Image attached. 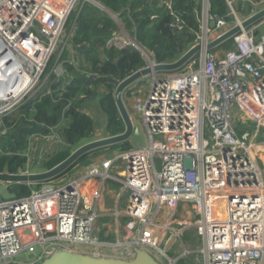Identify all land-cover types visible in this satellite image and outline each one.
<instances>
[{
    "label": "built area",
    "instance_id": "2783aa9c",
    "mask_svg": "<svg viewBox=\"0 0 264 264\" xmlns=\"http://www.w3.org/2000/svg\"><path fill=\"white\" fill-rule=\"evenodd\" d=\"M80 1L0 0V156L8 154L2 138L18 126L2 119L36 93L51 94L50 77L59 98L68 84L63 60L43 73L59 43L64 50L72 31L63 41L61 35ZM159 1L172 17L169 27L182 31L186 24L173 0ZM198 1L199 30L188 49H203L176 72L145 76V92L138 89L142 77L130 93L128 110L145 146L128 141V149L93 160L76 178L0 198V264H35L57 250L129 260L138 249L161 264H264V172L257 159L264 153V31L257 36L252 26L222 53L206 50L242 20L233 0L221 17L209 13L208 0ZM113 45L142 52L122 30L106 43ZM47 134L33 136L59 138ZM34 163L12 173L33 172ZM108 181L120 183L109 210L103 204ZM103 219L108 223L100 226Z\"/></svg>",
    "mask_w": 264,
    "mask_h": 264
},
{
    "label": "trees",
    "instance_id": "16d2710c",
    "mask_svg": "<svg viewBox=\"0 0 264 264\" xmlns=\"http://www.w3.org/2000/svg\"><path fill=\"white\" fill-rule=\"evenodd\" d=\"M102 1L103 0H101V2ZM155 2L156 3H154L153 0H105V2L102 3L109 8L113 14H119V17L123 20L124 30L127 33L130 32V36L138 46L145 49L147 47H145L144 44H149L150 47L154 48L148 50L152 52V58L155 62H169L177 59L193 42L195 32L199 30L198 16L201 9L200 1L173 0L174 9L181 13L186 24L185 28L180 32H175L169 27L172 17L162 8L160 2H158V4L157 1ZM208 3L209 13L211 15L221 17L228 13L227 0H208ZM152 5H154V7ZM88 10H92L89 5H82L75 21L77 22L76 29L71 33L69 42L78 50L82 44H85V52L87 58H89V61L93 65V72L95 75L80 73L78 78L66 85L61 97H58L56 103L53 102L52 97L57 96L54 91L57 90L58 83L53 79L50 84V90L53 92L43 96V105L47 110L42 109L40 106L43 105L39 104V101L34 100H29L21 106L19 110L34 114V118L30 122L31 127L24 129L20 139L10 135L4 136L2 138L3 141L6 137L12 139L7 145L4 144L5 146L11 145L14 142L19 148L18 150L22 151L25 145L21 143V141L25 134H47L50 131V125L47 124L49 122L53 124L57 120V118L50 115L55 106H68L65 116L68 119V124L64 127L63 139L65 144L72 146L78 138H83L87 135L92 126V119L88 115L78 111L75 106L69 103L71 102L70 100L75 98L78 94L81 95V99L76 101V103H80L83 99L92 95V86L98 88L104 87L107 89V93L103 95L100 102L101 105H103V110L107 114L113 115L115 118L117 109L112 98L113 90L119 81L143 67L144 60L139 51L131 45L119 49L118 51L110 49L112 47H107V41L117 29L115 22H113L110 16H108V20L104 19L105 17L91 18L90 15H88L89 13L86 12ZM88 21L92 23L95 22V24H89ZM101 21L103 24H99ZM148 36L153 37L151 42L148 41ZM100 47H102L103 51H106L105 55L103 54L102 57H100L98 53ZM21 120H23V118H20L17 122L14 121V123H11L8 121L7 117L2 119L3 124L7 127H16L20 124ZM111 120L113 123L115 122V119ZM120 124V130H123L121 120ZM115 146L128 149L130 144L125 142ZM113 147L114 146H112V148ZM109 148L103 150L106 151ZM24 162L25 158L19 154H13L11 156L3 155L0 156V170L3 169L5 164H8L9 170L13 172L18 167L22 166ZM35 186L37 185H19L17 187L19 191H17L16 194H27L30 189ZM13 188L15 190V187Z\"/></svg>",
    "mask_w": 264,
    "mask_h": 264
},
{
    "label": "rangeland",
    "instance_id": "374dc122",
    "mask_svg": "<svg viewBox=\"0 0 264 264\" xmlns=\"http://www.w3.org/2000/svg\"><path fill=\"white\" fill-rule=\"evenodd\" d=\"M102 2H105V0H103ZM101 2V0H81L77 5H89L91 7L92 10H88L86 12H88L90 15V17L92 18H97V17H105L104 19L108 20V16H110L112 13L109 8H107L103 3ZM101 5L100 7H96L95 5ZM202 8V5H200ZM79 9V6H76L73 15H71L69 22L66 24V27L64 28L62 35H61V41H63L64 39H66L68 32L72 31L74 32L77 26V22H74L73 20L75 18H77V10ZM199 19H201V9H200V13L198 16ZM74 22V23H73ZM102 22V21H101ZM99 22V24H103V22L101 23ZM113 25V24H112ZM114 27V25H113ZM118 28V26H117ZM120 32V29H116L114 32ZM130 33V32H129ZM127 33L129 36L130 34ZM131 38V37H130ZM211 38V37H210ZM132 39V38H131ZM148 41L151 42L153 40L152 36H148L147 37ZM67 40V39H66ZM69 42H67L64 45V49L63 51H61L62 48V44L59 43L58 47L56 48V50L54 51V55L51 58V60L46 64V68L45 71L43 73L44 76H47L48 72L51 70V68L57 67L58 65H62V58L64 57L65 53H69L71 51L70 49V45L68 44ZM232 44V40H229L227 42H225V44H223L219 49H216L214 52L215 53H222L224 50L228 49L231 47ZM145 49H143L142 47L138 46L142 52H144L145 54H147L152 60V52L149 51L148 49H154L153 47H150L149 44H144ZM119 46L113 45L112 48L110 49H115V51H118ZM135 49H137L141 55V57L144 60V66L146 65L145 62V55L142 54V52L134 47ZM113 51V50H110ZM106 51L101 50V54L103 56V54L105 55ZM100 54V52H99ZM117 55V54H116ZM116 57V56H115ZM177 58V57H176ZM174 61V60H172ZM148 62V61H147ZM171 62V61H169ZM64 65V64H63ZM160 75V74H157ZM53 77H50L47 80V86H49L51 84V82L53 81V79H51ZM148 77L144 78V82H142V84L140 85V87L138 89H140L142 92H145L148 88V82H147ZM46 90V89H45ZM93 94L90 95L89 97L83 99L80 103H76L77 100H79L81 98V95H76V98L73 100H70V105H73L76 107V109L78 111H80L81 113H85L87 114L91 119H92V126L91 129L88 131L87 135L84 136L83 138H78V140L71 146V149H67L65 146H63V144L61 143H56L55 139H60L57 138L55 136H50L48 137V140H44L40 135H36L33 136V134L29 135V134H25L22 137V141L21 143H23L25 145L24 149L22 151H19L16 143L5 146L6 148L8 147V154H6V156H11L14 153H21L24 158H25V162L26 163L27 160H31V161H36L37 157H36V153H37V149L38 147H44L45 142L47 141L48 144L50 145L49 147H47V149L42 148L41 152H44L42 154L43 156V162L39 165L36 166L35 168H33V172H40V171H44L48 168H50L51 166L55 165L56 163H58L59 161L63 160L65 157H67L69 155L70 152H72L74 149L78 148L79 146L92 141V140H96V139H100L103 138L102 135H108L112 136V135H116L119 134L122 130L121 129V124H120V117L118 115V113H115V118L113 115H109L107 114L104 110H103V105H101L100 100L103 98V95L105 93H107V89H105L104 87L98 88V87H93L92 89ZM44 90L42 92H38L33 96V100H37L39 101V104L43 105V96L45 94ZM77 99V100H76ZM125 99V98H124ZM52 100L54 103H56L58 101V96H53ZM76 103V104H75ZM125 103L128 107V105H130V103L128 102L127 99H125ZM42 107V109L47 110V108H45V106H40ZM55 108V109H54ZM53 108V110L51 111V116L57 118L56 122L51 124L48 123L47 125H50V131L52 133L57 134L58 136H60L61 134H63V127L66 126L67 118L66 116V110L68 109V106H55ZM33 113V112H32ZM8 117V121H10L11 123H14V121H18L20 118H23V120H21L22 123L26 124V128L31 127L30 122L31 120L34 118V114H31L30 112H26L24 110H19L14 112L13 114H10ZM111 119H115V122L113 123ZM20 122V123H21ZM112 123V124H110ZM49 131V132H50ZM44 135V134H43ZM47 135H51V133L47 134ZM10 141H12V139L10 137H6L4 139V144L7 145ZM40 145V146H39ZM50 147H52V149H50ZM54 148V149H53ZM119 150H123L122 148H120L119 146H114L113 148H109L106 151L105 150H101L99 152H94V153H90L88 155H86L85 157H83L82 160H80V162H78L73 169H71L66 175L60 177L58 180V182H62L66 179H73L76 178L78 176H80L81 174H83V172L86 170L87 166L93 161V160H100L104 157L107 156H111L114 153L119 152ZM50 153V157H48V154ZM113 171H116V173L120 172V169H114ZM98 180L93 179L91 180V185H95L96 182ZM120 189V183L119 182H112V181H108L105 183V190H104V198H103V204H104V209H111L113 207V203H114V196L115 194L119 191ZM15 193H17V189L14 190ZM124 204V199H122L119 203V207H121ZM104 223H108L107 219H103L102 221L99 222V225H103ZM102 239V238H99ZM189 246V249H193V240H190L187 244ZM190 260H192V258H189ZM188 262H190L189 260H187ZM184 261H178V264H182Z\"/></svg>",
    "mask_w": 264,
    "mask_h": 264
},
{
    "label": "water",
    "instance_id": "95a60500",
    "mask_svg": "<svg viewBox=\"0 0 264 264\" xmlns=\"http://www.w3.org/2000/svg\"><path fill=\"white\" fill-rule=\"evenodd\" d=\"M98 5V4H96ZM264 19V6L257 10L241 21L240 25H235L219 35L216 39L207 43L204 48L206 50L214 51L220 48L225 42L229 41L240 33L242 30H246L261 20ZM203 49V45L196 44L183 52L177 59L171 62L155 63L146 56L148 64L142 67L124 79L119 81L115 86L112 98L114 100L115 107L117 109L120 120L123 124V130L116 135L103 137L100 139L89 141L78 148L74 149L60 162L56 163L52 167L40 171L29 173H12L9 170L8 164H5L3 169L0 170V198L12 199L16 196L14 192V186L19 185H37L42 182L51 181L66 175L83 157L90 153L99 152L103 149L120 145L122 143L132 141L135 144L144 147L145 139L141 133V129L138 123H136L133 117L130 115L128 107L123 99L124 90L140 80L142 77L149 76L155 72L173 73L178 71L187 62L197 55L199 51ZM26 128V124L20 123L9 134L17 139H20V133L22 129ZM71 149V146H69ZM35 264H161L155 260L147 251L138 249L133 258L129 260L117 258V257H97L86 253L74 252L69 250H57L51 253L47 258L35 263Z\"/></svg>",
    "mask_w": 264,
    "mask_h": 264
},
{
    "label": "crops",
    "instance_id": "0c3cea01",
    "mask_svg": "<svg viewBox=\"0 0 264 264\" xmlns=\"http://www.w3.org/2000/svg\"><path fill=\"white\" fill-rule=\"evenodd\" d=\"M155 1H157V4H158V2H160L159 0H153L154 3H156ZM258 1H260V0H233V5H234V8L237 12L239 19L244 20L245 18L249 17L252 13L251 12L252 8H253L252 2H258ZM261 1H263L261 4L255 6L253 8L254 11H257L264 6V0H261ZM200 5H201V2H200ZM95 6L101 8V5H95ZM152 6L154 7V5H152ZM134 12H136V11H134ZM110 14H111L110 18L113 20V22H115L116 26H118L120 31L122 30L123 32H126L123 28V25H124L123 20L119 17V14H117V13H114V14L110 13ZM88 22H89V24H95V22L94 23H92L91 21H88ZM254 26H256L255 27L256 35L260 36V34L264 31V19L261 20L259 23H257ZM129 37H131V36H129ZM92 39H93V37H92ZM132 40H133V38H132ZM69 41H70V37H68V39H67V42H69ZM68 44L70 45L71 51L69 53H65L64 57L62 58L63 62H64V67L66 69L67 83H72L76 78H78L80 76L79 75L80 73H88L90 75H95V73L93 72V65L89 61V58H87V54L85 52V44H82L80 46L79 50L74 48L72 46L71 42H69ZM101 50H102V47L99 48V52H100L99 56L100 57H102ZM140 83H141V81L138 80L135 83H133L132 85H130V87L127 91H126V89H127L126 88L123 92V99L125 98L128 100V102H130L133 99L132 95L130 96V93L135 89V87H139ZM140 92H142V91H140ZM75 98H73V100ZM125 99H124V101H125ZM67 121H68V119H67ZM242 121L246 122L248 120L246 119L245 116H242ZM67 124H68V122L66 123V126H67ZM66 126H64V127H66ZM64 127H63V130H64ZM23 131H24V129L21 130L20 137H21V135H23ZM107 136H109V134L108 135H105V134L102 135V137H107ZM260 137L261 138L264 137L263 131L260 133ZM59 138L61 140V142H59V143L63 144V146H65L67 149H69V145L65 144V142H64L63 134H61L59 136ZM3 146H5L4 141H3ZM47 147H49V146L46 143L44 144V147L43 146L41 148L38 147L37 153H36L37 159H36V161H34L35 163H34L33 168H35L36 166H39L44 161L43 160L44 158L42 156V154L44 152H41V151H42V148L47 149ZM50 149H52V147H50ZM48 157H50V153L48 154ZM257 159H258V163H259L260 167L263 169V172H264V153L258 151ZM14 187H15V189H17L18 186H14ZM17 191H19V190L17 189ZM83 247H85V246L80 245L79 247H77V249L82 250Z\"/></svg>",
    "mask_w": 264,
    "mask_h": 264
},
{
    "label": "bare ground",
    "instance_id": "6f19581e",
    "mask_svg": "<svg viewBox=\"0 0 264 264\" xmlns=\"http://www.w3.org/2000/svg\"><path fill=\"white\" fill-rule=\"evenodd\" d=\"M204 46H205V45H204ZM37 63H38V65H40V64L42 63V61L39 60V61H37Z\"/></svg>",
    "mask_w": 264,
    "mask_h": 264
},
{
    "label": "clouds",
    "instance_id": "9594fccd",
    "mask_svg": "<svg viewBox=\"0 0 264 264\" xmlns=\"http://www.w3.org/2000/svg\"><path fill=\"white\" fill-rule=\"evenodd\" d=\"M10 135V134H9ZM3 141V140H2Z\"/></svg>",
    "mask_w": 264,
    "mask_h": 264
}]
</instances>
